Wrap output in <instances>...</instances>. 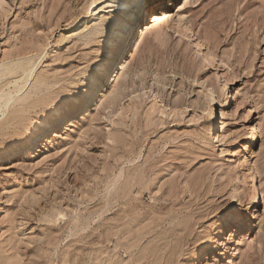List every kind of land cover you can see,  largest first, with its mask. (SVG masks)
Listing matches in <instances>:
<instances>
[{"label": "rangeland", "instance_id": "obj_1", "mask_svg": "<svg viewBox=\"0 0 264 264\" xmlns=\"http://www.w3.org/2000/svg\"><path fill=\"white\" fill-rule=\"evenodd\" d=\"M94 1L0 0V95L13 96L0 155L48 124L106 55L107 2ZM145 26L118 82L124 53L50 140L1 158L0 264H176L218 203L264 186V0H183ZM253 220L216 264H264V209Z\"/></svg>", "mask_w": 264, "mask_h": 264}, {"label": "bare ground", "instance_id": "obj_2", "mask_svg": "<svg viewBox=\"0 0 264 264\" xmlns=\"http://www.w3.org/2000/svg\"><path fill=\"white\" fill-rule=\"evenodd\" d=\"M97 1H99V0H95L93 3H96ZM105 2H107V13L106 14H108L103 20V23L105 25L104 32H103L104 33V41L106 42V45H107L106 55L103 57L101 62L95 63L91 66L90 70L87 72L84 79L80 83V86H79L75 96L69 102H67L63 106L59 107L54 112V115L48 124H46L42 129L37 131L35 134H33L27 142L16 146L9 153H6V154L1 153L0 160H2L1 158H7L9 160H13L14 157L17 158L18 156H20L24 152L36 151L38 149V147L43 144L44 140H46V139L50 140L52 138L53 133L57 129L62 127L61 125L64 123L65 119H67L68 117H72L75 114H77L80 110H82L85 106H87V104L91 101V99L94 96L97 95L96 89H94V88L95 87L98 88L102 84V82L104 81L105 74L107 72H109L110 69H112L111 67L113 65L114 59L119 58V56L124 53L123 57L121 59V62L119 63L118 67L116 68L117 70H115V76H113L114 74H112V77H111L112 83L118 82V80L120 79L121 73L129 67L131 57H132V55H134L133 52L130 53V51L133 47H131L130 50H126V47H128L131 43H132V45H137L138 41H139L138 38L137 39L135 38V41L133 42L134 37L137 36L136 33L138 32V33H140V35H143L145 32L144 29L146 28L145 25H148V23H150V22L156 23L165 14L164 13L162 16L153 17L147 23H143L142 20L137 21L135 24H137L138 22H141L139 24V27L137 28L138 31L136 30L135 24L133 27H129V25L125 24L123 26V31L120 33H117L115 31L114 25L111 23V21L113 20L114 16L117 13H123V12L128 11L132 0H105ZM91 5H94V4H91ZM86 18L87 17L82 16L80 19V22H83ZM129 19L135 20L136 18H135V16H130ZM141 24H143L142 27H141ZM154 32L156 35L159 34L158 30H155ZM193 41H194L195 45L202 50L203 43L200 42V40L198 38H195V37H193ZM135 49H136V47H135ZM132 51H134V49ZM210 55H211L210 53H208L207 56L205 54L206 57H210ZM33 72H34L33 69H31L28 72H25V74H26L25 77L26 78L31 77L33 75ZM15 84H17L16 81H15ZM15 84H13V85L15 86ZM22 88L23 87H20V90ZM101 90H102V88L98 91V93H100ZM224 98L228 102L229 100L232 99V96L229 92H227ZM12 99H13V96H10L7 94L4 95V93L2 92L0 95V107H2V108L6 107ZM2 101H3V103H2ZM68 120L66 121L67 123H68ZM58 126H60V127L57 128ZM52 128L55 130L50 132V130ZM214 129H216V125H215ZM258 131H259L258 125H253L251 128L250 137L248 136L249 140H247L242 145V147H243L242 153H243L244 157L251 150L252 142H254L255 139L257 138ZM40 137H42V138L39 142L38 139ZM219 137H220V134L219 135L215 134V138H217V139H215L216 141H219ZM222 244L223 243H221V245ZM223 247H225V246L223 245ZM237 251H238V247H235L234 249L229 250V252H231V255H235L237 253Z\"/></svg>", "mask_w": 264, "mask_h": 264}, {"label": "snow or ice", "instance_id": "obj_3", "mask_svg": "<svg viewBox=\"0 0 264 264\" xmlns=\"http://www.w3.org/2000/svg\"><path fill=\"white\" fill-rule=\"evenodd\" d=\"M183 0H132L128 11L117 13L111 23L115 31H123L125 24L133 27L137 21L147 23L153 17L170 13ZM135 16V20L129 19ZM143 24H141V27ZM264 209V186L255 194L254 200L245 198L222 200L212 209V217L203 224L201 231L208 228L205 236L196 234L186 247L178 254L176 264H216L214 258L223 251L221 243H227L230 237L239 235L255 223L253 214H259ZM219 264H226L225 258H219Z\"/></svg>", "mask_w": 264, "mask_h": 264}]
</instances>
